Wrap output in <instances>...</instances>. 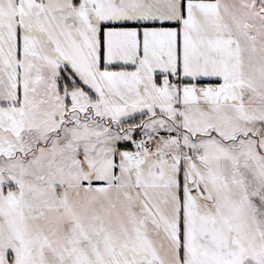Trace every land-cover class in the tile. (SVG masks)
<instances>
[{
    "label": "snow or ice",
    "instance_id": "snow-or-ice-1",
    "mask_svg": "<svg viewBox=\"0 0 264 264\" xmlns=\"http://www.w3.org/2000/svg\"><path fill=\"white\" fill-rule=\"evenodd\" d=\"M0 264H264V0H0Z\"/></svg>",
    "mask_w": 264,
    "mask_h": 264
}]
</instances>
